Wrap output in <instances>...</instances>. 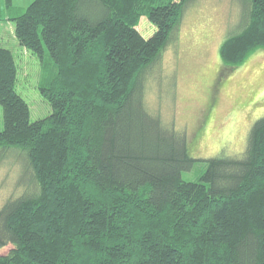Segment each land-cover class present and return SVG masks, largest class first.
Masks as SVG:
<instances>
[{
	"label": "trees",
	"instance_id": "16d2710c",
	"mask_svg": "<svg viewBox=\"0 0 264 264\" xmlns=\"http://www.w3.org/2000/svg\"><path fill=\"white\" fill-rule=\"evenodd\" d=\"M197 1L34 0L13 19L19 44L53 68L41 89L52 113L31 121L0 47V165L10 157L28 175L0 207V251L12 246L0 264H264V116L241 157L198 160L187 134L145 106ZM234 1L228 69L264 51V0ZM198 161L199 182L185 181Z\"/></svg>",
	"mask_w": 264,
	"mask_h": 264
},
{
	"label": "rangeland",
	"instance_id": "374dc122",
	"mask_svg": "<svg viewBox=\"0 0 264 264\" xmlns=\"http://www.w3.org/2000/svg\"><path fill=\"white\" fill-rule=\"evenodd\" d=\"M33 1L0 0V47L13 53L18 68L17 92L29 104L31 121H37L52 113L41 89L48 85L53 68L49 64L44 71L40 59L19 44L13 20ZM239 20L240 7L234 0L195 2L164 53L163 69L152 78L151 86L147 84L145 106L149 113L166 127L185 132L190 154L198 160L241 157L250 129L264 116V51L252 53L234 69L226 68L220 56L221 45L234 33ZM138 28L145 39L156 31L147 17L141 18ZM3 128L0 105V131ZM206 168L205 162L198 161L191 171L183 173V179L199 182ZM18 182L27 183L28 175L24 169L20 174L19 162L9 157L0 165V207L26 191Z\"/></svg>",
	"mask_w": 264,
	"mask_h": 264
}]
</instances>
